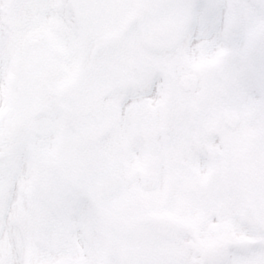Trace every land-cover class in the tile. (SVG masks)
Wrapping results in <instances>:
<instances>
[{"label": "snow or ice", "instance_id": "6c2138e0", "mask_svg": "<svg viewBox=\"0 0 264 264\" xmlns=\"http://www.w3.org/2000/svg\"><path fill=\"white\" fill-rule=\"evenodd\" d=\"M0 264H264V0H0Z\"/></svg>", "mask_w": 264, "mask_h": 264}]
</instances>
